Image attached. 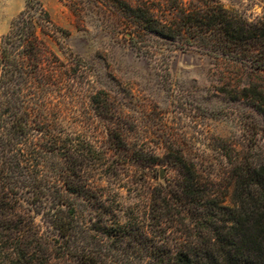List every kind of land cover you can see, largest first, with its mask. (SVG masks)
I'll return each mask as SVG.
<instances>
[{
	"label": "trees",
	"instance_id": "16d2710c",
	"mask_svg": "<svg viewBox=\"0 0 264 264\" xmlns=\"http://www.w3.org/2000/svg\"><path fill=\"white\" fill-rule=\"evenodd\" d=\"M70 1L80 14L81 0ZM98 1L133 27L138 42L246 66L253 80L236 93L251 99L264 121V19L237 17L220 0ZM24 2L0 36V264H264V160L248 150L226 154V205L181 149L168 148L166 161L138 153L119 123L116 142L98 146L82 137L53 96L87 67L61 60L45 35L68 31L41 0ZM106 97L104 90L92 94L96 115L106 111ZM114 155L131 162L110 161ZM161 165L173 178L145 186L148 208L138 224L122 221L104 182L124 168L152 172ZM36 213L48 223L43 231Z\"/></svg>",
	"mask_w": 264,
	"mask_h": 264
},
{
	"label": "rangeland",
	"instance_id": "374dc122",
	"mask_svg": "<svg viewBox=\"0 0 264 264\" xmlns=\"http://www.w3.org/2000/svg\"><path fill=\"white\" fill-rule=\"evenodd\" d=\"M41 1L53 22L69 33L45 35L48 46L61 60L81 59L87 67L83 77L61 86L53 96L67 111L74 130L104 146L114 141L112 128L119 123L129 130L127 145L138 153L166 161L168 148L181 149L229 205L226 154L248 150L264 160V121L252 100L236 93L252 79L249 69L174 44L138 42L133 27L98 0H78L80 14L73 11L70 0ZM220 2L237 17L264 19V0ZM24 4V0H0V36ZM153 44L155 48L147 47ZM261 79L264 82V76ZM97 90L107 95L102 116L96 115L90 99ZM110 161L131 159L114 155ZM154 168L152 172L124 168L120 178L104 182L107 200L122 221L138 224V216L142 219L148 208L145 186L174 176L168 165ZM34 216L40 230H45L48 223L42 213Z\"/></svg>",
	"mask_w": 264,
	"mask_h": 264
},
{
	"label": "water",
	"instance_id": "95a60500",
	"mask_svg": "<svg viewBox=\"0 0 264 264\" xmlns=\"http://www.w3.org/2000/svg\"><path fill=\"white\" fill-rule=\"evenodd\" d=\"M160 178H162V170L160 171Z\"/></svg>",
	"mask_w": 264,
	"mask_h": 264
}]
</instances>
